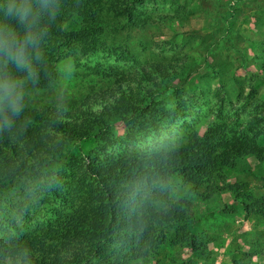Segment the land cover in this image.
Segmentation results:
<instances>
[{
  "label": "rangeland",
  "instance_id": "1",
  "mask_svg": "<svg viewBox=\"0 0 264 264\" xmlns=\"http://www.w3.org/2000/svg\"><path fill=\"white\" fill-rule=\"evenodd\" d=\"M127 1L142 25L113 17L95 34L93 50L59 47L48 87L25 83L27 107L52 102L60 107L89 94L87 105L78 100L70 106L80 104L92 127L85 136L53 133L68 139L49 176L60 183V196L44 188V178L29 181L27 196L12 193V201L1 205L0 240L37 229L70 209L65 198L86 165L125 153L167 150L216 127L227 136H251L263 159L247 155L232 166H217L198 184H185L175 175L169 198L188 205L184 220L158 227L157 246L125 264H264V207L248 209L264 204V0ZM73 27H80L78 20L67 29ZM151 63L162 64L170 77L162 80L153 72V83L143 80L139 94L152 91L160 106L180 114L172 121L158 117L142 131L140 116L131 121L107 110L119 95L117 80ZM42 131L53 132L50 127ZM192 233L196 247L190 245ZM27 262L17 258L6 264Z\"/></svg>",
  "mask_w": 264,
  "mask_h": 264
},
{
  "label": "trees",
  "instance_id": "2",
  "mask_svg": "<svg viewBox=\"0 0 264 264\" xmlns=\"http://www.w3.org/2000/svg\"><path fill=\"white\" fill-rule=\"evenodd\" d=\"M58 5L55 17L45 14L39 21L46 33L38 49V74L32 82L41 88L48 87L55 76L54 63L61 45L66 43L83 52L93 50L92 45L97 43L95 34L116 16L129 19L133 25L141 24L127 0H58ZM76 20L80 27L68 30ZM17 30L23 31L19 27ZM153 72L162 80L170 77L162 64L151 63L116 79L119 95L113 97L107 112H118L131 121L140 116L136 121L142 131H148L158 117L174 120L180 114L176 108L160 106L152 91L147 96L139 94L140 88H145L143 80L153 83ZM7 74L21 77L0 59V75ZM89 97L86 94L62 102L60 107L53 102L24 106L12 127L0 129V212L3 202L12 201V193L27 196L29 181L35 179L44 178V188L60 196V183L49 176L68 139L57 138L53 133L76 137L91 132L92 126L81 108ZM76 101L81 106H70ZM145 113L149 116H141ZM86 114L96 117L88 110ZM46 127L53 132L42 131ZM247 155L263 159L262 148L251 136H227L216 127H209L202 135L192 134L185 143L167 150L125 153L86 165V173L75 177L65 198L70 209L60 211L54 220L37 229L3 236L0 264L23 258L24 253L26 264H125L142 258L157 246L158 227L178 223L187 214V204L169 198L175 175L185 184H198L215 167L232 166ZM136 192L139 195H134ZM263 205L256 202L248 209L263 211ZM8 222L12 229L13 220ZM189 237L190 245L196 247V235Z\"/></svg>",
  "mask_w": 264,
  "mask_h": 264
},
{
  "label": "clouds",
  "instance_id": "3",
  "mask_svg": "<svg viewBox=\"0 0 264 264\" xmlns=\"http://www.w3.org/2000/svg\"><path fill=\"white\" fill-rule=\"evenodd\" d=\"M58 7V0H0V59L21 74L0 75V129L12 127L24 109L23 88L37 77L38 49L46 33L39 21L45 14L55 17Z\"/></svg>",
  "mask_w": 264,
  "mask_h": 264
},
{
  "label": "crops",
  "instance_id": "4",
  "mask_svg": "<svg viewBox=\"0 0 264 264\" xmlns=\"http://www.w3.org/2000/svg\"><path fill=\"white\" fill-rule=\"evenodd\" d=\"M222 256V255H221ZM223 257H224V255H223Z\"/></svg>",
  "mask_w": 264,
  "mask_h": 264
}]
</instances>
